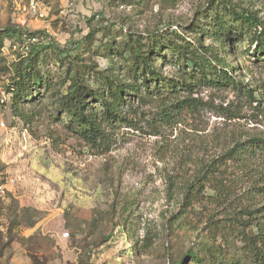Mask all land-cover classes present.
<instances>
[{"label": "rangeland", "instance_id": "374dc122", "mask_svg": "<svg viewBox=\"0 0 264 264\" xmlns=\"http://www.w3.org/2000/svg\"><path fill=\"white\" fill-rule=\"evenodd\" d=\"M15 1L0 0V29L38 32L42 41L99 65L104 59L94 49L111 36L119 42L131 33L147 35L169 26L195 36L190 27L209 0H44V20L16 10ZM230 1L264 19V0ZM92 30L99 31L90 48L83 41ZM12 40L0 54V185L5 189L0 192V264H193L189 251L203 263L249 264L242 235L233 229L215 240L208 230L213 207L189 206L184 191L199 165L234 141L264 137V107H252L232 91L204 88L192 96L198 111L154 128L133 113L152 114L158 101L137 104L126 108L136 125L120 124L110 151L98 153L57 112L53 92L43 88L40 94L33 90L34 101L24 107L28 120L15 127L6 87L22 52ZM203 42L217 45L205 37ZM244 65L238 78L252 87L264 82V65L255 67L250 60ZM49 67L64 72L53 62ZM127 219L129 224L121 226ZM65 231L70 238L61 237Z\"/></svg>", "mask_w": 264, "mask_h": 264}, {"label": "trees", "instance_id": "16d2710c", "mask_svg": "<svg viewBox=\"0 0 264 264\" xmlns=\"http://www.w3.org/2000/svg\"><path fill=\"white\" fill-rule=\"evenodd\" d=\"M190 29L195 36L180 34L172 26L147 35L131 33L119 42L111 36L94 49L104 59L99 65L94 61L86 64L81 53L72 56L53 42L32 46L27 54L19 55L6 87L7 105L17 117L15 127L20 121L27 122L24 107L34 101L33 90L40 94L42 88L53 92L51 101L57 112L66 116L98 153L110 151L120 124L136 125L129 119L128 109L137 104L158 101L152 114L133 113L154 128L198 111L200 104L192 96L204 88L232 91L252 107H264V82L252 87L237 74L246 60L255 67L264 65V19L257 11L239 8L230 0H209ZM98 31H90L83 43L91 48ZM102 32L107 34L106 29ZM26 34L38 32L19 26L0 29V54L6 40L21 41ZM203 37L217 45L204 44ZM52 62L64 67L63 74L51 72ZM256 197L262 200H254ZM184 201L192 207L211 204L208 230L215 240L219 236L225 239L236 229L246 243L249 264H264V137L234 141L224 152L200 164L193 181L186 185ZM216 214L220 217L215 218ZM187 255L193 264H242L239 260L203 263L192 251Z\"/></svg>", "mask_w": 264, "mask_h": 264}, {"label": "built area", "instance_id": "2783aa9c", "mask_svg": "<svg viewBox=\"0 0 264 264\" xmlns=\"http://www.w3.org/2000/svg\"><path fill=\"white\" fill-rule=\"evenodd\" d=\"M16 10L23 11V12H29L33 14L37 19H46L48 16L45 1L44 0H16ZM48 33H45V37L47 40L50 39L49 36H46ZM42 41L40 35H24L21 41H16L13 44L14 49L19 48L23 54H27L31 47L34 45H37ZM0 192L4 193V185H0ZM61 237L63 239L70 238V233L68 231H65L61 233Z\"/></svg>", "mask_w": 264, "mask_h": 264}]
</instances>
